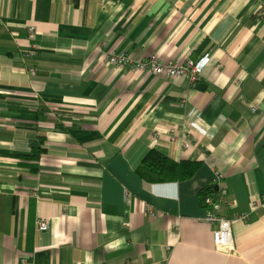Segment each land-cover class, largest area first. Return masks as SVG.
<instances>
[{"label":"crops","instance_id":"0c3cea01","mask_svg":"<svg viewBox=\"0 0 264 264\" xmlns=\"http://www.w3.org/2000/svg\"><path fill=\"white\" fill-rule=\"evenodd\" d=\"M113 53L209 59L193 83ZM151 151L200 167L151 183ZM0 264H264V0H0Z\"/></svg>","mask_w":264,"mask_h":264},{"label":"built area","instance_id":"2783aa9c","mask_svg":"<svg viewBox=\"0 0 264 264\" xmlns=\"http://www.w3.org/2000/svg\"><path fill=\"white\" fill-rule=\"evenodd\" d=\"M30 32L32 35L35 34L34 28H30ZM39 49L38 45L33 47L31 50V55L36 54V50ZM209 59V56H206L203 60L198 63H194L192 61H185V62H170L168 64H161L157 56H152L148 59L147 62H133L126 54H111L108 57V64L112 66H122V67H134L133 69L136 70H147L152 74L157 76H166L171 80H176L179 78H189L191 82H196L198 79V75L205 67ZM254 111V110H253ZM215 179L223 180L224 175L220 172H217L215 175ZM227 195L226 189H222V198ZM205 206L210 208L208 210L207 216L205 218V222L210 224L211 226L216 225V229L213 232V239L215 248L218 252H227L231 250L233 247V242H230L231 233L233 235L232 229L229 231V225H231V221L229 218L218 214L221 207L219 204L214 203L211 198H208L205 201ZM249 220L248 214H242L239 221L247 222ZM40 231H47L49 230V223L43 222L39 226ZM226 232L229 236L225 240L219 239V234ZM234 241V239H233ZM223 250V251H219Z\"/></svg>","mask_w":264,"mask_h":264},{"label":"trees","instance_id":"16d2710c","mask_svg":"<svg viewBox=\"0 0 264 264\" xmlns=\"http://www.w3.org/2000/svg\"><path fill=\"white\" fill-rule=\"evenodd\" d=\"M43 150H39L32 159L38 161ZM200 167L199 163L193 161L175 162L158 151H151L147 154L143 163L137 169V173L143 179L151 183H171L191 180ZM208 198L216 199L214 189L201 193L202 205Z\"/></svg>","mask_w":264,"mask_h":264},{"label":"bare ground","instance_id":"6f19581e","mask_svg":"<svg viewBox=\"0 0 264 264\" xmlns=\"http://www.w3.org/2000/svg\"><path fill=\"white\" fill-rule=\"evenodd\" d=\"M205 66H206V65H205ZM198 81H199V78L197 79L196 82H198ZM196 82H194V83H196ZM253 110H254V111H253ZM252 112H253V114H256V113H257V110H256L255 108H253V109H252ZM222 182H223V180H221V179H219V180L214 179L213 184H212L208 189H206V190L203 191V192H205V191L209 190L210 188L214 189L215 192H216V199H213V198H212V200H213L214 203L219 204L220 207L222 206V203H221L222 189H224V188L221 187ZM218 214H219V212H218ZM242 214H244V213L239 214L238 217H237L236 219H230L232 227L229 225V231H231V229H232V231H233V223H234L235 221H236V222L239 221V219H240V217H241ZM220 215H221V214H220ZM206 216H207V215H206ZM206 216H205V218H206ZM205 218L203 219V222H204V223H206V222H205ZM239 222H240V221H239ZM206 224H208V223H206ZM208 225H210V224H208ZM215 226H216V225H215ZM228 236H229V235H228L226 232H223V233H220V234H219V239H220V240H225ZM230 242H231V243L233 242V235H232V233H231ZM219 251H223V250H219ZM230 251H231V250H230ZM230 251H229V252H230Z\"/></svg>","mask_w":264,"mask_h":264}]
</instances>
